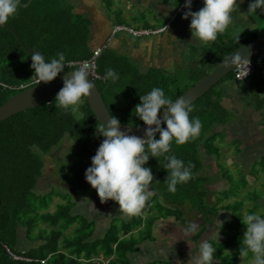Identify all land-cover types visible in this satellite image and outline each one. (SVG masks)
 Here are the masks:
<instances>
[{"label": "trees", "instance_id": "1", "mask_svg": "<svg viewBox=\"0 0 264 264\" xmlns=\"http://www.w3.org/2000/svg\"><path fill=\"white\" fill-rule=\"evenodd\" d=\"M21 3H27L29 7L18 9V15L11 18L6 25L18 36L20 43L10 31L0 26V85H9L7 88L0 86V106L23 90L19 89L20 85L28 84L32 80L34 72L31 68V55L21 44L26 49L41 52L46 62H50L58 53L65 55L66 63L82 61L88 59L93 51L90 21L75 13L68 2L21 0ZM257 38L256 31L251 30L250 34L240 41L220 34L217 37L219 42L204 44L200 54H192L202 55V65L189 66V80L182 87L167 82L163 73L157 69L141 73L127 57L105 48L96 61V71L100 79L95 80V84L111 116L123 125L140 126L143 122L136 117L134 111L136 105L141 102L140 96L158 87L164 91L166 98L174 100L236 48ZM250 61L255 70L250 76L252 79L248 89L255 99L261 89L260 81L264 83L261 71L264 65V51ZM108 68L119 75V80L115 83L103 79ZM73 70L75 68L64 69L57 77ZM231 81H234L233 72L190 104L193 111L189 118L198 117L202 123L199 137L184 145H177L174 141L171 145L169 155H175L177 159L184 161L185 166L189 162L194 165L191 169L194 178L187 183L177 184L174 193L169 192L165 182L169 170L163 167L166 161L161 157H150L144 166L151 169L154 177L151 189L155 195L144 209V214L128 216V221H122L120 228L113 223L104 236L97 240H92V223L71 213L73 203L68 200L66 194L51 192L45 195L49 191H35L39 180L43 183L50 181L52 172L47 171L49 163L55 159L53 156L58 151L56 148L65 136H68L72 140L68 148L72 156L69 168L78 182L76 187L82 188L89 197L96 195V191L85 180V172L91 167V160L99 148L97 130L100 129V124L86 100L80 105L77 113L71 114L57 107L56 94L49 102L0 122V264H129V256L138 251L137 246L140 243L154 240L151 230L156 220L171 217L176 220L180 229L188 226L189 223L183 215L187 205L195 212L194 221L200 225L197 233L190 239L195 246L194 253L199 250L201 240L219 212L225 209L231 212L225 227L218 229L222 234L218 243L214 242L215 240H207L216 248L214 259L218 260L219 264H235L246 231L241 222L244 215L240 210L244 209L246 214L257 213L256 202L259 196L253 191L247 192L243 196V199L250 203L247 206L242 200L236 201L232 207L221 205L223 199H229L235 194L231 192V195L225 189L218 191L212 187L209 191L206 185L210 178L200 173L206 166V160L213 157L217 166L221 157V150L216 142L218 138H224V133L218 128L215 131L214 126L230 125L232 116L223 102L222 91L218 89L222 83ZM262 106H257L254 110ZM165 127L166 125L162 129ZM155 139H159V133ZM240 150L235 148L236 155L233 160L238 158ZM57 154L60 155V152ZM246 178L247 176L243 175L239 181L243 189L248 188L249 182ZM256 178L254 176L255 180ZM232 179L228 176L229 181ZM216 192L222 197L216 196L217 199L212 204L210 200ZM52 196L64 203L58 204L53 213L44 212ZM40 225L48 226L51 230L47 233V230L39 229L35 234ZM74 225L72 236L67 237L65 232ZM20 228L24 229L27 239L36 242L33 248L23 252L16 248ZM5 247L17 256L31 259V262L13 261L8 257ZM226 250L231 254L225 255ZM98 256L102 259L98 260ZM243 259L248 262L251 253Z\"/></svg>", "mask_w": 264, "mask_h": 264}, {"label": "clouds", "instance_id": "2", "mask_svg": "<svg viewBox=\"0 0 264 264\" xmlns=\"http://www.w3.org/2000/svg\"><path fill=\"white\" fill-rule=\"evenodd\" d=\"M192 2L193 0H185L184 7L187 11L182 18H191L192 38L195 37L204 44L215 42L218 35L225 33L233 23L232 14L239 12L237 0H203V7L197 12L191 11ZM240 3H243V0H240ZM28 7L29 4H22L21 0H0V26L7 25L11 18H15L18 9ZM257 9L264 10V0H254L249 4L248 12H255ZM167 26H164L163 30L168 32ZM233 63L246 65L240 77L243 81L248 74L250 61L245 59L242 62L241 57L236 55L233 57ZM65 66L67 63L63 53H58L50 62H46L44 55L39 51L31 53V68L37 84L54 81L64 71ZM88 67L85 62L77 70L64 75L63 87L55 97L57 107L64 112L77 113L80 105L95 89L93 80L88 79L91 76ZM103 79L115 83L119 80V75L108 68ZM0 86L9 87L7 83ZM140 101L134 111L136 117L147 126L146 139L128 134V131L121 129L120 121L109 115L106 124L100 123L99 135L103 140L91 160V167L85 172L86 182L96 191L101 203L114 201L118 204L119 211L129 217L143 215L151 197L155 195L151 189L154 179L151 169L144 166L150 157H161L166 161L163 167L169 170L165 180L169 192L174 193L177 184L187 183L194 178L191 171L194 165L189 162L185 166L184 161L169 153L173 141L177 145H184L198 138L202 128L198 117L189 118L193 108L186 100L180 98L173 102L172 99L166 98L164 91L158 87L140 96ZM161 110H164L162 118H158ZM161 123L166 127L162 129ZM157 133L158 140L155 139ZM241 222L246 231L240 245L239 256L247 258L251 253L250 264H264V218L256 213L246 214ZM222 223L217 221L219 230ZM199 227L195 221L189 223L187 227H182L180 231L185 239L180 240L186 242L191 239ZM219 230L214 233L217 243ZM215 252L216 248L212 243L202 239L198 252L189 258L187 264H214V261L215 264H219V261L214 259Z\"/></svg>", "mask_w": 264, "mask_h": 264}, {"label": "crops", "instance_id": "3", "mask_svg": "<svg viewBox=\"0 0 264 264\" xmlns=\"http://www.w3.org/2000/svg\"><path fill=\"white\" fill-rule=\"evenodd\" d=\"M65 1L71 5L75 13L83 15L90 21L92 49L104 47L115 50L117 53L127 57L141 73L157 69L167 74L169 71L174 72L176 70L173 66L175 64L179 67H185L187 65L192 66L191 62L194 60L192 54L196 53V50L204 45V43L200 42L195 37L192 38L190 30L191 18H182L184 12L187 11L184 7L185 0H108L109 8L106 6L104 0ZM252 2H254V0H243V3L237 0L239 4L238 11L240 13L234 12L232 14L233 23L229 26L227 31L222 34L223 36H227L234 40H241L249 35L251 30H255L257 34L264 28V22L261 21L260 16V13H264V10L257 9L255 12H248L249 4ZM202 7L203 0H193L191 11L197 12ZM252 13L254 18L252 17ZM115 25H126L134 29H159L160 27L164 28V26L168 25V32L164 31L159 34L138 38L127 34L112 35L111 30ZM251 79V77L248 78L246 80L247 82H244L243 85V92L247 94L249 91L248 84ZM234 84H237L238 87L241 85L240 81L224 82L223 85H221L224 104V97L230 94V88ZM243 95L245 94H242V96ZM228 109L230 112L233 110L230 108ZM259 110H263L260 115L263 116V106L257 111ZM240 114L239 111L236 112L237 120ZM224 126L225 125L218 127V129L223 131L224 138H226V133L223 130ZM256 129L258 130V127H256ZM234 140H237V138H233L231 141ZM255 141L257 142L253 143V149L260 150V147L264 144V137H257ZM58 151L54 153V155H56ZM263 154L260 157H263ZM250 155L253 156L252 154ZM255 159L256 158L251 160L250 158L251 161L249 164L251 165ZM54 167H56V164H53L51 161L47 169L48 173H53ZM212 181L213 180L206 185L209 191H211V187H213V185H209ZM42 183L43 181H38V185ZM38 185L37 188L39 187ZM56 185H58V183H56ZM61 187L68 196V200L70 201L69 195H71V199L74 202H72L73 207L71 213L88 218V222L92 223V240L102 238L105 232L115 223V220L128 221V216L119 211V206L114 201L109 200L105 203H101L97 195L92 197L77 195L76 189L72 190L69 185L62 184ZM45 188L49 189V184H47ZM69 189H71V191ZM213 223H215V221H213ZM70 229H72V227L65 232L67 237L72 236L73 230L71 231ZM151 234L154 240H147L140 243L137 246L138 251L129 256V264H146L155 260H168L171 262L177 259L176 257L173 259V256L178 255L179 260L177 261L182 264V262L191 258L193 246H191L190 239L186 240V242L180 240L185 238L181 235L180 227L174 218L170 217L156 220L152 225ZM176 240L178 241L173 245ZM35 245L36 242L27 239L24 229L20 228L18 231L16 248L23 252L33 248ZM168 246H172V248ZM197 252L198 251H196V253ZM97 258L98 260L102 259L101 256ZM103 262L106 263V261Z\"/></svg>", "mask_w": 264, "mask_h": 264}, {"label": "rangeland", "instance_id": "4", "mask_svg": "<svg viewBox=\"0 0 264 264\" xmlns=\"http://www.w3.org/2000/svg\"><path fill=\"white\" fill-rule=\"evenodd\" d=\"M104 1H105L106 6H108L109 8V2H107L108 0H104ZM260 14H261L260 15L261 21L264 22V13H260ZM252 17L254 18L253 13H252ZM119 35H122V33H119ZM256 35L258 37H263L264 28H262V30L258 32ZM219 41H220L219 39H216L215 42H219ZM237 41H240V40H237ZM201 49L202 47L197 49L196 52L200 54ZM192 56L194 57L195 61L192 60L191 65L195 66L196 64L198 65L200 64L201 66L202 65V62H201L202 55H197V56L192 55ZM173 66L174 68H176L174 72L169 71L166 74L165 72H162L161 70L159 71L163 73L164 78L167 80V82H169L170 84L174 83L175 86L177 87H180V86L182 87L189 80V77H188V71L190 70L189 65L185 67H179L177 66V64H175ZM261 71L264 73V66H262ZM246 80L240 81L241 85L239 87L237 86V84H234L233 86H231L230 94L228 96L225 95L224 97L225 106L233 110L230 112V116H232L231 124L225 125L223 128V130L226 133V138H222V139L218 138L216 142V145L221 150V157L218 162L219 166L218 165L216 166L214 158L210 157L209 160H206L207 162L206 166L203 167L200 173L202 175L207 174L206 176L210 178L209 182L213 180L212 183L209 185L211 186L214 185L212 188H214L215 190L224 191L223 189H225L228 192V194H231V192L235 194V196L229 197V199H223L222 200L223 202L221 205H228L232 207L233 206L232 204H234L236 201H239V200H242L244 205L246 206L250 205V203H248L246 200L243 199V196L246 195V193L250 191H253L254 193H256V195L259 196L257 199L258 201L256 202L258 206L256 210L257 211L256 214H259L261 215L262 218H264V186H263L264 185V158L260 157L264 153V144L260 147V150L253 149V143L257 142L255 141V139H257V137H264V115L260 116L262 113L261 111L263 110H259V111L253 110V109H257V106L260 107L263 105L264 83L262 80L260 81V83H262L260 86L261 88L260 93L258 92V96L255 99H253L249 91H248V94L246 92H243V89H244L243 85H244V82H247ZM221 85H223V83ZM221 85L219 86V89H218L220 92L222 91ZM242 94H245V95L242 96ZM263 108H264V105H263ZM237 111L241 113L239 115L238 120H237V115H236ZM255 126L258 127V130L256 129ZM217 128H218V125L214 126L215 131L217 130ZM99 130L100 129L97 130V133L99 136V146H100L103 140V137L99 135L100 134ZM233 138L234 139L237 138V140L231 141ZM71 143H72L71 138L68 136H65L62 142L56 148L57 150H59L60 155L57 154L53 156V158L55 159L52 160V163L56 164L57 166H56V169H54V172L50 174L49 179L51 180V182L48 181L50 182L48 183L46 181V183L44 182L45 184L42 183L38 185L39 187L36 189L37 193H45L49 191L45 193V195L51 192H56V193L60 192V194H66L64 190L61 189L62 184H64L67 186L69 185V187H71L72 190L77 188L76 189L77 195H85V192L84 190H82V188L76 187L78 186V182L76 181V179L73 177L72 173L70 172L69 166L71 165L70 163L72 162V156L70 155L68 148ZM235 148H238V149L240 148L241 150L239 151L240 154L238 153L239 154L238 158H236V160H233L234 155H236V152H234ZM253 152H257V153H253ZM250 154H252L253 156H251ZM253 157L256 159L250 165L249 162L252 159H254ZM233 162H236V163L234 164ZM241 169L245 171L242 172ZM46 175L47 174H45V176ZM243 175L247 176L246 179L249 182L248 188L246 189H243L241 187V182L239 183ZM228 176H231L233 179L229 181ZM254 176L257 177L256 180L254 179ZM56 183H58V185H56ZM47 184H50L49 189L45 188ZM71 189L69 190L71 191ZM216 196L222 197L219 195L218 192L213 194L210 200L212 204H214L213 202L216 201L217 199ZM69 198H70V201L73 202L71 199V195H69ZM62 203L64 202H62L57 197L52 196L51 202L49 203L48 208L44 212L53 213L56 210L57 205L62 204ZM228 211H229L228 209H225L222 212H219L218 217L213 220L215 221V223L212 222V226L208 228L207 234L203 237L204 239H211V240H215L214 242H216V239L214 238V233L217 232L219 229V225L217 224V221L223 222L222 227L220 229L224 228L225 227L224 225L227 223V221L230 220L231 212L230 211L228 212ZM240 212L244 216L247 213L245 212L244 209L240 210ZM183 215H184L185 220L188 223L194 222V217L196 216V214L194 211L190 209L189 206H185L183 210ZM84 220L88 221L89 219L84 218ZM75 224H78V223H75ZM114 225L117 228H120L122 225V221L115 220ZM74 227L75 225L70 230L72 231ZM39 229H42V230L45 229L47 230V233L51 230V228H48V226L40 225V227L37 228L34 233L36 234L37 231H39ZM221 238H222V234L219 231V240ZM223 239H224V236H223ZM191 246H193V249H194L195 246L193 245V243H191ZM169 248H172V246H170ZM224 253L225 255L231 254L230 251H227V250L224 251ZM195 254L196 253L192 252V256H194ZM174 257H176L177 259L171 262H169L168 260H161V261L159 260L160 262L158 260H155V261H158L157 264H176V262L178 264L179 261L177 260H179V255L173 256V259ZM250 261L251 259L248 262H244L243 257H240L238 255L235 261V264H250ZM187 262L188 260H185L184 262H182V264H186ZM179 264H181V262H179Z\"/></svg>", "mask_w": 264, "mask_h": 264}, {"label": "water", "instance_id": "5", "mask_svg": "<svg viewBox=\"0 0 264 264\" xmlns=\"http://www.w3.org/2000/svg\"><path fill=\"white\" fill-rule=\"evenodd\" d=\"M1 27L10 31L20 43L18 36L10 27L6 25ZM21 47L30 55L34 51L33 49L24 48L22 44ZM262 51H264V36L258 37L257 39L239 46L228 56H226L205 76H203L187 90H185L181 95L176 97L173 102L180 98H183L189 104L194 103L197 99L207 93L213 86H215L220 80H222L227 74L233 71V69L237 65L233 63L234 56L239 55L241 57V61L243 62V60L245 59L250 60ZM70 72H67L65 74H70ZM64 75L57 77L54 81L48 84L36 83L35 85H31L8 98L6 102L0 106V122L20 112L35 108L37 106H40L41 104L49 102L63 87ZM34 79L35 74L33 73L32 81H35ZM88 79L93 80L90 76L88 77ZM93 83L95 85V89H93V91L91 92L90 97L86 98V102L98 123L106 124L110 113L104 104L102 96L94 80ZM163 111L164 110H161V113L158 114V118H162ZM164 125V123H161V128ZM120 127L122 130L128 131V134L130 135H135L141 139H146L145 130L147 126L144 124L140 126H130L120 123Z\"/></svg>", "mask_w": 264, "mask_h": 264}, {"label": "built area", "instance_id": "6", "mask_svg": "<svg viewBox=\"0 0 264 264\" xmlns=\"http://www.w3.org/2000/svg\"><path fill=\"white\" fill-rule=\"evenodd\" d=\"M162 31H164L163 28L156 29V30H150V29H134L133 27H129L126 25H115L113 27V29L111 30V34L116 35V34L122 33V34H127L129 36L138 38V37H143V36H150V35L159 34ZM103 49H105V48L99 47V48L93 49L92 55L88 59H85L82 61H70L71 63L67 62V66H65L64 69L75 68V70H77L78 68H80L83 65V63L87 62L88 66H89L88 71L91 75L90 77L94 81L100 79V76L97 74V71H96V69H97L96 61H97V58L99 57V55L101 54V52L103 51ZM245 69H246V65L241 66V65L237 64L232 71L233 76H234V80L241 81L242 79L240 77H242L243 71ZM254 70H255V67H254L253 63L250 61L249 65H248V74L243 78V80L249 78L254 73ZM36 83H37L36 81L31 80L28 84L20 85L19 89H25L31 85H35ZM5 251L8 254V257L10 259H12L13 261L31 262V259L23 258L21 256L15 255L7 247H5ZM41 263H43V261H41Z\"/></svg>", "mask_w": 264, "mask_h": 264}, {"label": "bare ground", "instance_id": "7", "mask_svg": "<svg viewBox=\"0 0 264 264\" xmlns=\"http://www.w3.org/2000/svg\"><path fill=\"white\" fill-rule=\"evenodd\" d=\"M178 14H179V12H178Z\"/></svg>", "mask_w": 264, "mask_h": 264}]
</instances>
